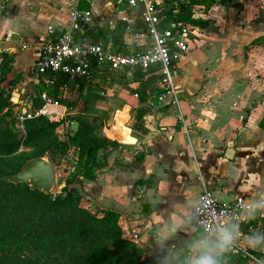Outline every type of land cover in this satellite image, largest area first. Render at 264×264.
Segmentation results:
<instances>
[{"label": "crops", "instance_id": "1", "mask_svg": "<svg viewBox=\"0 0 264 264\" xmlns=\"http://www.w3.org/2000/svg\"><path fill=\"white\" fill-rule=\"evenodd\" d=\"M181 1L190 2L191 13L203 24L198 25L200 38L174 65L180 96L177 107L152 97L150 109L132 127L137 97L123 87L121 77L97 71L93 81L104 84L105 89L95 105L112 108L114 119L116 112L127 107L129 120L124 124L137 140L122 144L126 134L122 130L120 137L111 139L120 145L100 150L107 165L96 178L80 177L73 184L84 207L118 212L123 236L141 246L153 244L154 223L163 210L169 216L188 213L204 188L220 201L241 195L250 198L264 191H251L264 183V130L259 126L264 116V3ZM74 9L91 12L88 26L97 35L109 36L119 25L126 27L123 38L128 46L145 41L140 8L129 9L123 0H0V53L13 55L2 85L22 74L12 91L16 98H11L21 104L23 112L31 105L19 97L26 92L25 86L29 89L34 83L35 49L46 30L55 27L70 31L75 39H89L83 37L86 24L71 19ZM27 57L30 61H25ZM248 67L252 73L246 82L260 92L254 102L243 99L244 85L235 79L236 73ZM139 85V81L130 83L133 88ZM58 106L63 116L66 107ZM126 114L119 113L122 118ZM138 152L144 153L141 162L136 158ZM253 232H264V219L255 221L247 235ZM252 251L264 260V249ZM229 258L228 264H257L242 259L229 262Z\"/></svg>", "mask_w": 264, "mask_h": 264}, {"label": "trees", "instance_id": "2", "mask_svg": "<svg viewBox=\"0 0 264 264\" xmlns=\"http://www.w3.org/2000/svg\"><path fill=\"white\" fill-rule=\"evenodd\" d=\"M202 1L211 5L224 4L227 0ZM173 2H177L176 6L170 4ZM160 7L161 14L165 15L161 27L174 28L173 24L178 22L203 24L201 18L191 13L190 2L162 0ZM125 30V26L117 25L109 36L97 35L86 24L83 37L89 38V42H96V38H99L104 45L111 42V49L127 52L129 46L123 38ZM12 63L11 53H0V261L15 257L14 251L17 249L29 247L40 253L43 264H55L62 258L63 247L68 245L65 264H154L156 249L153 244L141 246L125 238L118 222V212L104 208L90 210L82 205L81 197L75 193L73 184L78 178L94 180L107 165L106 157L99 154L100 150L120 145L97 133L89 123V116L100 113L102 109L84 101L78 115L69 117V124L73 120L78 122V130L73 136L67 132L65 139L56 133L62 120L52 121L44 115L35 114L44 104L42 92L46 93L48 99L73 107L74 103L58 97L56 92L59 88L74 86L81 90L84 79L71 78L59 71L40 75L34 84L36 93L30 104L33 113L31 117H24V134L21 137L13 126L18 111L14 109L17 104L13 103L11 94L22 74L9 80L7 86L2 85ZM119 77L125 80L120 81L123 87L138 99L132 125L136 127L150 109L152 97L162 91L159 75L156 69L137 68L129 75L123 73ZM137 81L140 82L138 87L130 86V83ZM90 96L94 100L104 97L95 93ZM259 126L264 130V116ZM21 144L30 147V151L18 153ZM71 149L74 151V164L70 167V175L60 180L59 184L63 185L58 192L44 193L31 189L24 182L12 183L4 178L19 172L23 163L33 157L47 155L52 163L58 164ZM136 158L141 162L144 153L138 152Z\"/></svg>", "mask_w": 264, "mask_h": 264}, {"label": "built area", "instance_id": "3", "mask_svg": "<svg viewBox=\"0 0 264 264\" xmlns=\"http://www.w3.org/2000/svg\"><path fill=\"white\" fill-rule=\"evenodd\" d=\"M123 1L129 9L140 8V18L145 31V41L142 45L129 46L127 52H122L111 49L110 41L107 45L101 41L89 42L87 40L84 42L81 39H75L70 31L49 27L42 43L35 49L37 57L32 72L35 76L34 83L38 81L40 75L48 71H59L70 75L71 78L89 80L100 70L111 71L119 76L123 73L129 75L137 68L156 69L159 75V85L162 87V91L155 95L156 99L177 107L180 96L174 82V65L200 38L201 28L191 22H178L173 24L174 28L161 27V21L165 15L161 14L160 4L155 0ZM262 1L264 3V0ZM70 17L82 24H89L91 12L74 9L70 12ZM41 98L44 104L36 111V115L46 114L47 105L56 104L48 102L49 99L45 92H42ZM23 114L27 117L32 115L30 110L24 111ZM178 119L183 123L182 116L179 115ZM257 197H264V191H259L252 196L253 199ZM250 198L241 195L229 201H220L204 188L199 194L197 203L203 201L205 210L210 205L212 210L210 215L219 219L225 214L237 217L242 212L241 205ZM262 219H264V214L240 223L239 246L230 254L229 262L242 259L257 263L260 260L246 245L243 237H247L255 221Z\"/></svg>", "mask_w": 264, "mask_h": 264}, {"label": "clouds", "instance_id": "4", "mask_svg": "<svg viewBox=\"0 0 264 264\" xmlns=\"http://www.w3.org/2000/svg\"><path fill=\"white\" fill-rule=\"evenodd\" d=\"M257 189H264V183L254 185L251 191ZM241 208L237 217L225 214L219 219L210 215V205L205 210L203 201L188 213L169 216L167 209L163 210L154 223V264H228L229 255L239 246L240 223L264 214V197L251 196ZM181 234L183 243L176 247L174 240ZM245 242L249 248L264 249V232L250 233Z\"/></svg>", "mask_w": 264, "mask_h": 264}, {"label": "rangeland", "instance_id": "5", "mask_svg": "<svg viewBox=\"0 0 264 264\" xmlns=\"http://www.w3.org/2000/svg\"><path fill=\"white\" fill-rule=\"evenodd\" d=\"M25 61H30V57H27ZM251 69L252 68L250 67L245 68L244 70L241 69L240 72L236 73L235 79L236 81L237 80L240 81L239 84L244 85V89L242 90L243 99L245 98L248 101L254 102L257 99V96L260 95V92L257 89H253L252 85H249L248 82H246L248 75L252 73ZM104 73L105 74L107 73L108 75H110L111 71H103V74ZM114 76H116V78H119L117 77V75H114ZM173 76H174V72H173ZM119 81L125 82L123 77H121ZM34 84L35 83H33V85L29 89L27 86H25L26 92L23 93V95L20 94V97H19L23 101L22 103L31 104V100L35 96V93H36V88H35L36 86ZM103 89H105L104 84L100 82H96V81L94 82L93 77H90L89 80L84 79V86L81 90H77V86L64 87L63 89L59 88L56 92V95L58 97L71 101L72 103H74V106L71 108L65 106L66 109L62 116V112H61L62 108L58 105H63V104L56 102L52 100L51 98L49 99L48 102L50 104H53V103H56V104L47 105L46 107L47 113L40 114V115H44L48 119L50 117H55V118H50L52 121L62 120L63 122L57 127L56 133L58 134V136H60V138L65 139L67 132L70 131L69 117L78 115V113L80 112V109L82 110L84 101L88 102L89 104H95L94 99L90 95L92 93L101 94V90ZM50 93H51V88L49 89L48 95ZM11 96L16 98L15 94L14 95L11 94ZM13 103H16L18 106L17 109H16L17 106L14 107L15 111L16 112L18 111V113H16L17 120L14 122L13 126L15 129L19 131V136L22 137V135L24 134V128L22 125V121L24 117H26V115L23 114V111L21 109V104L19 102L14 101ZM19 106H20V109H19ZM29 110L31 111V113H33L31 107ZM126 110H127V107H125L123 110H119L118 112H116V115H115L116 120H115L114 115H113L114 110H112V108L110 107H108L107 109L102 108V111L100 113H97L95 115H90L88 118V121L90 124H92L95 127V131L97 133H101L105 135V137H108L110 139H112L115 136L120 137L119 133L122 131V129L119 126L120 125L119 122L124 123L125 120H129L126 114ZM119 113H125L126 118L123 117L124 118L123 119L122 116L119 115ZM133 114H135V112L133 113L132 111V115ZM29 151H30V147H26L23 144H21L18 149V153H28ZM42 157L46 158L52 164L54 168V186L52 188V192H58L61 189V186L59 184L60 180L65 179L67 176L70 175V167L71 165L74 164V151L73 149H71V151L67 153L66 156L58 164L52 163L47 155H43ZM12 175H8V176H12ZM8 176H4V178ZM183 240H184L183 234H181V236H177V238L174 240L176 247H179L183 243ZM68 249H69L68 245L63 247V250H62L63 252L61 255L62 258L55 264H65ZM14 252L16 254L15 257L8 259L6 261H0V264H43L40 253L33 251L32 248L22 247L20 249L15 250ZM150 253H152V251Z\"/></svg>", "mask_w": 264, "mask_h": 264}, {"label": "water", "instance_id": "6", "mask_svg": "<svg viewBox=\"0 0 264 264\" xmlns=\"http://www.w3.org/2000/svg\"><path fill=\"white\" fill-rule=\"evenodd\" d=\"M119 124L120 128L126 133L121 143L127 145L136 143L137 139L131 135V127L122 122H119ZM69 128V133L73 136L78 130V122L76 120L71 121ZM5 179L12 183L24 182L33 190L37 189L44 193H52L54 168L46 158L37 156L27 159L18 173L5 177Z\"/></svg>", "mask_w": 264, "mask_h": 264}]
</instances>
